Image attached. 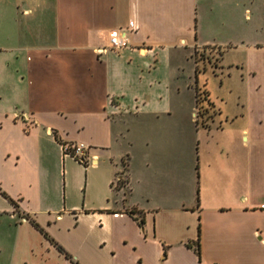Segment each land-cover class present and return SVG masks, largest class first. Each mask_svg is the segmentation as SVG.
<instances>
[{
	"label": "crops",
	"instance_id": "obj_1",
	"mask_svg": "<svg viewBox=\"0 0 264 264\" xmlns=\"http://www.w3.org/2000/svg\"><path fill=\"white\" fill-rule=\"evenodd\" d=\"M263 9L0 0V264H264ZM115 28L126 45L99 51ZM210 46L217 126L200 128ZM75 141L90 163L62 153Z\"/></svg>",
	"mask_w": 264,
	"mask_h": 264
},
{
	"label": "built area",
	"instance_id": "obj_2",
	"mask_svg": "<svg viewBox=\"0 0 264 264\" xmlns=\"http://www.w3.org/2000/svg\"><path fill=\"white\" fill-rule=\"evenodd\" d=\"M125 33L126 32L121 29H111L108 33L107 45L99 49V51H117L124 47L126 45ZM221 53L222 48L220 46L196 47L194 49V66L197 81L194 87L195 105L193 108V119L196 126L209 128L214 125V116L218 112L215 105L210 100L208 89L206 88V72H209L211 75H218ZM61 149L64 155H68L80 163L87 164L91 162L88 154L89 146L83 142H63L61 144ZM123 184L124 178L121 174L119 176L116 175L112 180V186H122Z\"/></svg>",
	"mask_w": 264,
	"mask_h": 264
},
{
	"label": "trees",
	"instance_id": "obj_3",
	"mask_svg": "<svg viewBox=\"0 0 264 264\" xmlns=\"http://www.w3.org/2000/svg\"><path fill=\"white\" fill-rule=\"evenodd\" d=\"M129 213L130 214H134V212L131 211V210L129 211ZM137 218H138V222L141 224L142 223V218L139 217V216H137ZM186 245L188 247L192 248L193 251L196 253V255L199 257V243H198V238L196 239V241L187 243ZM58 248H59V250L62 251V248L61 247L58 246Z\"/></svg>",
	"mask_w": 264,
	"mask_h": 264
},
{
	"label": "rangeland",
	"instance_id": "obj_4",
	"mask_svg": "<svg viewBox=\"0 0 264 264\" xmlns=\"http://www.w3.org/2000/svg\"><path fill=\"white\" fill-rule=\"evenodd\" d=\"M220 61V60H219ZM194 75H195V77H196V73H195V71H194ZM212 76H216V75H212ZM196 81H197V78H196ZM194 105H195V102H194ZM194 108V107H193ZM194 124H195V122H194ZM213 125V124H212ZM197 127H200V126H197ZM211 127H215V125H213V126H211ZM200 128H208V127H200ZM123 186V185H122ZM118 187H120V185H118Z\"/></svg>",
	"mask_w": 264,
	"mask_h": 264
}]
</instances>
